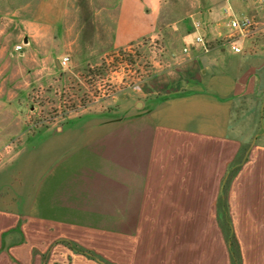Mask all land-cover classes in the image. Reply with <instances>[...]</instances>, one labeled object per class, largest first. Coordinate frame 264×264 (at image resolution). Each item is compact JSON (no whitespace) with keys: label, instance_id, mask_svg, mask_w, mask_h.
Listing matches in <instances>:
<instances>
[{"label":"crops","instance_id":"0c3cea01","mask_svg":"<svg viewBox=\"0 0 264 264\" xmlns=\"http://www.w3.org/2000/svg\"><path fill=\"white\" fill-rule=\"evenodd\" d=\"M260 6L234 5L252 17L246 35L211 10L192 25L203 43L183 46L179 91L133 92L31 129L0 102V264H264ZM3 8L26 45L123 47L153 34L160 0Z\"/></svg>","mask_w":264,"mask_h":264},{"label":"rangeland","instance_id":"374dc122","mask_svg":"<svg viewBox=\"0 0 264 264\" xmlns=\"http://www.w3.org/2000/svg\"><path fill=\"white\" fill-rule=\"evenodd\" d=\"M248 1L160 0L153 34L123 47L57 40L26 45L21 38V25L11 20L3 8L0 102L5 101L12 110L17 105L31 129L55 125L87 109L122 102L133 92L179 91L187 68L183 46L197 35L192 28L194 22L203 20L209 10L224 17L225 7L230 6L234 12V5ZM260 8L264 13V6ZM16 45H22V49L15 50ZM63 55L69 63L58 69L53 59Z\"/></svg>","mask_w":264,"mask_h":264},{"label":"built area","instance_id":"2783aa9c","mask_svg":"<svg viewBox=\"0 0 264 264\" xmlns=\"http://www.w3.org/2000/svg\"><path fill=\"white\" fill-rule=\"evenodd\" d=\"M260 3L264 4V0H258ZM223 12L225 16L229 17L228 18V24L234 28L235 30L239 31V33L246 35L249 33L251 27L253 26V20L252 17L249 15H242V16H236L233 12L230 6L225 7L223 9ZM194 28L199 29L201 27L200 22H194L193 24ZM194 41L197 43H203V39L200 35H196L194 38ZM232 49L235 52H239L241 49L237 46L232 44L231 45ZM22 49V45H16L15 50H20ZM186 51V49H184ZM61 67H67L69 63V59L67 56L63 55L59 59Z\"/></svg>","mask_w":264,"mask_h":264},{"label":"water","instance_id":"95a60500","mask_svg":"<svg viewBox=\"0 0 264 264\" xmlns=\"http://www.w3.org/2000/svg\"><path fill=\"white\" fill-rule=\"evenodd\" d=\"M59 67H61V66L59 65Z\"/></svg>","mask_w":264,"mask_h":264}]
</instances>
